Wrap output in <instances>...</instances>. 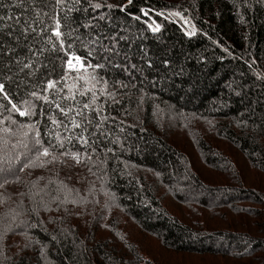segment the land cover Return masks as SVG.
I'll list each match as a JSON object with an SVG mask.
<instances>
[{"label": "trees", "instance_id": "obj_1", "mask_svg": "<svg viewBox=\"0 0 264 264\" xmlns=\"http://www.w3.org/2000/svg\"><path fill=\"white\" fill-rule=\"evenodd\" d=\"M0 86V264H264V0H0Z\"/></svg>", "mask_w": 264, "mask_h": 264}, {"label": "rangeland", "instance_id": "obj_2", "mask_svg": "<svg viewBox=\"0 0 264 264\" xmlns=\"http://www.w3.org/2000/svg\"><path fill=\"white\" fill-rule=\"evenodd\" d=\"M182 22H183V24L185 25V30L186 31H188V32H193V30L195 31V26L193 25V24H191V21H189V20H187L186 18H183L182 19ZM194 26V27H193ZM154 28V25L152 26V29ZM78 59V58H77ZM76 59V60H77ZM79 60V59H78ZM81 66H82V64H81ZM171 120H174L173 118H171ZM198 123H196V124H192V125H195V126H198L197 125ZM175 136H177V137H179V140H184V141H188L186 144H187V146H188V148H185L186 149V151L191 155L190 157L193 159V161H194V163H195V166H196V168H198V170H200V167L201 166H204L203 164H202V161H201V159H200V153H198L197 152V150L195 149V147L193 146V144H192V142H191V140L186 136V135H183V136H181V134L180 133H178V132H176L175 131ZM56 163H59V164H61V165H64L62 162H58V161H55L52 165H50L49 167H48V170L45 172V174H44V176L45 177H49V174L51 173V174H53V165L56 167V169H58V167L56 166L57 164ZM197 163V164H196ZM205 167V166H204ZM205 170H206V167L204 168ZM208 170H210V169H208ZM58 177H60L59 175H58ZM248 177L249 178H251L252 177V174L251 173H249L248 174ZM216 182H218L219 183V180H216ZM167 204H168V206L171 208V209H173L172 207H171V203H172V200L171 199H167L166 201H165ZM173 204V203H172ZM151 242H153V240H151ZM186 264H209V262L208 261H206V262H201V261H197L196 260V262H191V261H189L188 263L186 262Z\"/></svg>", "mask_w": 264, "mask_h": 264}, {"label": "snow or ice", "instance_id": "obj_3", "mask_svg": "<svg viewBox=\"0 0 264 264\" xmlns=\"http://www.w3.org/2000/svg\"><path fill=\"white\" fill-rule=\"evenodd\" d=\"M129 3H131V0H129ZM96 7L98 8V7H100V5L97 4ZM109 7H111V5H109ZM176 15H179V13H176ZM150 27H152V26L150 25ZM158 30H159V26H158V25L155 26V27L153 28V31H158ZM55 34H56L57 36L60 35L59 31H57ZM191 34H195V31L193 30V32H192ZM69 63H70V66H71V62H69ZM52 86H53V85L50 83V84H49V87H52ZM0 91H2V86H0ZM85 107H87V105H86ZM13 108H16V105H13ZM17 111H19V109H17ZM25 114H26V113L23 112V111L20 112V115H21V116H23V115H25ZM76 126L78 127L79 125H76ZM42 155L45 156V157L48 156V155H49L48 149H44ZM73 159H75V160L77 161V163H79V158H78V156H73ZM26 166H27V165H26ZM5 182H7V181L5 180ZM2 186H3V185H0V187H2Z\"/></svg>", "mask_w": 264, "mask_h": 264}, {"label": "built area", "instance_id": "obj_4", "mask_svg": "<svg viewBox=\"0 0 264 264\" xmlns=\"http://www.w3.org/2000/svg\"><path fill=\"white\" fill-rule=\"evenodd\" d=\"M70 62H71V66H70V63L68 62V67H72L74 69H79L81 66V63L78 60H74V61H70Z\"/></svg>", "mask_w": 264, "mask_h": 264}, {"label": "bare ground", "instance_id": "obj_5", "mask_svg": "<svg viewBox=\"0 0 264 264\" xmlns=\"http://www.w3.org/2000/svg\"><path fill=\"white\" fill-rule=\"evenodd\" d=\"M75 59H71L70 61H74ZM70 69H73L72 67H69Z\"/></svg>", "mask_w": 264, "mask_h": 264}]
</instances>
